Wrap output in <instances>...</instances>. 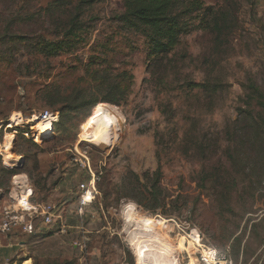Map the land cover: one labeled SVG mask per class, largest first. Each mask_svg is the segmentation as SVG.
Instances as JSON below:
<instances>
[{
    "label": "rangeland",
    "instance_id": "rangeland-1",
    "mask_svg": "<svg viewBox=\"0 0 264 264\" xmlns=\"http://www.w3.org/2000/svg\"><path fill=\"white\" fill-rule=\"evenodd\" d=\"M56 1L0 0V144L12 141L14 160L13 166L6 163L1 151L0 170L15 173H0V207L15 198L13 179L22 176L36 202L62 210L65 232L40 226L32 236L15 237L10 248L0 234V262L135 264L124 229L148 219L163 225L160 236L171 246L196 230L201 245L212 248L220 262L259 264L264 148H246L243 140L230 159L225 131L234 121L249 118L244 112L248 86L264 92V0H201L203 10L191 15L189 32L161 65L149 64L144 38L121 30L117 17L125 11L123 0L84 6L85 40L74 53L34 55L40 39L56 37V19L67 21L77 4L70 0L56 7ZM208 8L229 11L235 19L223 45L216 46L205 28ZM108 39L110 44L102 46ZM103 50L114 70L133 79L119 106L96 104L108 106L116 133L110 146L100 147L83 139L96 106L85 65ZM204 80L219 83L218 91L187 87ZM53 106L48 114L58 124L44 144L27 119ZM14 115L20 117L19 125L12 124ZM26 130L29 134L21 135ZM84 157L94 176L103 172L95 199L79 214V186L86 187L90 178ZM158 167L161 177L154 192L150 184ZM177 263L207 264L191 245Z\"/></svg>",
    "mask_w": 264,
    "mask_h": 264
},
{
    "label": "trees",
    "instance_id": "trees-1",
    "mask_svg": "<svg viewBox=\"0 0 264 264\" xmlns=\"http://www.w3.org/2000/svg\"><path fill=\"white\" fill-rule=\"evenodd\" d=\"M98 0H77L76 6L69 11V19L64 21L56 19V37L53 40L40 39L34 49V55H41L46 58L56 57L59 54L74 53L83 38L85 26L82 22L84 6L94 4ZM124 13L117 17L121 30L137 34L145 39L148 46L149 64L161 65L171 56L179 45L182 35L187 34L190 30L191 15L197 11L203 10L201 0H123ZM71 4L70 0H57L55 5L60 7ZM209 19L205 23V28L213 35L216 46L223 45L222 40H226L231 33L235 19L231 12L225 10H215L208 8L206 11ZM205 22V19H204ZM23 40V39H21ZM111 42L108 39L102 46H107ZM102 53H95L90 56L85 67L88 79L91 80L89 94L93 96L91 104L109 103L119 106L125 101L132 86V75L126 72H118L113 69L112 63ZM219 83L211 85L209 81L204 80L202 83H187V87L194 90H201L215 94ZM254 102V107L252 106ZM246 110L249 114L248 119L236 120L226 128L225 134L228 139L226 156L233 158L234 146L237 142L243 141V146L248 145L263 149L264 148V92L254 84L248 86L246 93ZM89 119L92 118L93 113ZM56 107H48L45 112H52ZM60 116L63 108H59ZM241 112V109H238ZM256 110V114L254 113ZM32 116V115H31ZM32 118V117H31ZM88 119V120H89ZM57 121L52 124L50 135L42 139L45 144L47 138L54 132ZM21 135H28L29 131L20 132ZM250 134H253L250 136ZM49 139V138H48ZM103 171L96 173V187L99 189V177ZM0 173L15 175L14 171L1 169ZM161 177V171L158 167L152 174V183L150 188L155 192L156 185ZM103 198L106 199V193ZM33 197V194H32ZM32 200H34L32 198ZM35 201V200H34ZM141 204V203H138Z\"/></svg>",
    "mask_w": 264,
    "mask_h": 264
},
{
    "label": "bare ground",
    "instance_id": "bare-ground-1",
    "mask_svg": "<svg viewBox=\"0 0 264 264\" xmlns=\"http://www.w3.org/2000/svg\"><path fill=\"white\" fill-rule=\"evenodd\" d=\"M112 118L108 106L105 104L99 105L95 110L94 116L85 126L83 139L87 143L99 145L100 147L110 146L116 138V133L113 132V129H115L113 125L115 123ZM11 120L12 124L15 125H19L21 122L20 117L17 115H14ZM53 121H55V117L50 115L43 118L33 117L27 119V122L34 124L33 130L36 134L35 136L40 139L50 135ZM0 147L4 153L3 160L13 166L14 160L11 154L12 141L7 139L2 145L0 144ZM75 151L79 153L77 150ZM79 154L81 155V153ZM13 183L14 185H26V181L22 176H15ZM128 215H126V220L129 219ZM162 226V224L155 225L152 220L148 219L138 220L130 226L127 224L124 229L125 241L135 254V264H178L177 257L185 251L186 245L198 247L201 250V256L210 264H214L213 257L215 251L212 248L201 245V239L196 230H192L190 235L180 236L176 242V247H174L169 245V242L160 236ZM22 264L31 263L25 261ZM220 264H224V262H220Z\"/></svg>",
    "mask_w": 264,
    "mask_h": 264
},
{
    "label": "built area",
    "instance_id": "built-area-1",
    "mask_svg": "<svg viewBox=\"0 0 264 264\" xmlns=\"http://www.w3.org/2000/svg\"><path fill=\"white\" fill-rule=\"evenodd\" d=\"M45 112L38 118H43L49 115ZM35 117V116H34ZM55 121L52 122L55 123ZM1 155V149H0ZM85 163L83 168H85L89 175V181L85 185L81 184L79 189L82 194L78 200V213L81 214L83 207L90 204L97 195L96 191V175L94 176L88 160L84 157ZM18 193L12 201L0 207V234L9 237L14 234V231H19V233L25 236H32L37 232L40 226L43 227H59L61 233L65 232V221L62 215V210L55 204L41 203L32 200L31 189L23 185H18ZM1 250V246H0ZM262 257L259 264H264V244L261 248ZM203 258V257H202ZM220 260L214 252L213 262L214 264H220ZM203 262L209 264V262L203 258ZM0 264H10L8 260ZM226 264V262L224 263Z\"/></svg>",
    "mask_w": 264,
    "mask_h": 264
},
{
    "label": "crops",
    "instance_id": "crops-1",
    "mask_svg": "<svg viewBox=\"0 0 264 264\" xmlns=\"http://www.w3.org/2000/svg\"><path fill=\"white\" fill-rule=\"evenodd\" d=\"M58 154H61V153H58ZM18 235H21V233L17 232V231H14V234L10 235L9 237H5L7 239H9V244L7 245L9 248L12 247V243L10 241H12L15 237H18ZM7 247V248H8ZM30 262V261H29ZM31 263V262H30Z\"/></svg>",
    "mask_w": 264,
    "mask_h": 264
}]
</instances>
